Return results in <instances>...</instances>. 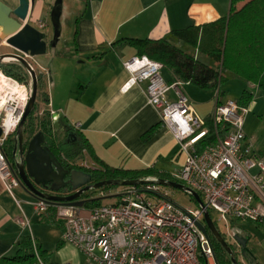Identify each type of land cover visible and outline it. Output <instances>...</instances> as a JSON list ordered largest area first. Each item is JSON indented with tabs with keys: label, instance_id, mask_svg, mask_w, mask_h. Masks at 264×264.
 <instances>
[{
	"label": "crops",
	"instance_id": "1",
	"mask_svg": "<svg viewBox=\"0 0 264 264\" xmlns=\"http://www.w3.org/2000/svg\"><path fill=\"white\" fill-rule=\"evenodd\" d=\"M54 1L34 0V6L28 10L30 24L37 25L44 9H50ZM229 1L80 0L82 6L69 31V40H61L60 35L56 44L49 47L47 66L39 65L47 91H43L42 99L46 107L38 113L54 112L50 115L53 137L61 139L58 136L64 135L65 125L79 133L87 147L83 152L87 168L107 166L128 171L153 168L173 177L183 164L185 153L170 130L161 124L159 111L148 104L144 95L146 83L124 87L129 74L122 62L138 54L125 40L166 37L194 58L218 69L216 62L201 55L173 32L226 17ZM47 29L40 30L48 32ZM160 74L164 82L173 79L164 67ZM180 87L183 94L187 92L194 116L203 121L211 117L216 105L215 90L201 89L191 82H182ZM173 93V90L166 93L169 100L175 99ZM259 102L260 98L253 93L242 130L252 138L254 148L264 152V136L256 133L251 120L247 124L249 113L258 108ZM12 190L8 192L0 178V264H29L7 259L20 255L18 248L26 236L36 245L44 263L84 264L83 253L61 240L63 223L55 220L54 207L37 214L31 203L35 198L20 185ZM255 201L264 206V199L256 197ZM20 218H25L29 225H20ZM241 221L245 224L238 225L235 220L231 223L236 232L249 235L246 245L258 264H264V225ZM31 262L38 264L35 255Z\"/></svg>",
	"mask_w": 264,
	"mask_h": 264
},
{
	"label": "built area",
	"instance_id": "2",
	"mask_svg": "<svg viewBox=\"0 0 264 264\" xmlns=\"http://www.w3.org/2000/svg\"><path fill=\"white\" fill-rule=\"evenodd\" d=\"M22 56L33 60L28 54ZM122 66L129 74L125 88L146 83L148 104L159 111L161 124L185 153L173 178L195 191L202 205L182 209L162 194L158 185L144 184L126 186L117 202L94 208L50 204L38 198L31 201L33 209L42 214L54 207L55 220L63 223L61 240L83 253L84 264H217L210 234L208 237L197 226V222L204 223L205 211L209 215L213 211L225 226L234 220L264 225V206L255 201L256 197L264 199V152L257 151L252 138L242 130L248 107L236 100L219 102L215 92L216 105L209 117L215 140L198 148L208 127L191 113L189 99L180 89L182 82H164L160 74L163 65L144 54L125 58ZM30 87L29 77L20 81L0 70V178L10 193L19 180L14 163L3 151L30 98ZM170 90L174 100L167 98ZM19 223L29 225L25 218ZM32 246L38 264H47L33 242Z\"/></svg>",
	"mask_w": 264,
	"mask_h": 264
},
{
	"label": "trees",
	"instance_id": "3",
	"mask_svg": "<svg viewBox=\"0 0 264 264\" xmlns=\"http://www.w3.org/2000/svg\"><path fill=\"white\" fill-rule=\"evenodd\" d=\"M239 1H244V4L236 9L235 4ZM229 12L226 17L218 20L202 24L200 26H189L185 29L175 30V36L182 38L185 43L191 45L201 55H205L212 62L219 63L220 69H215L212 65L202 62L190 55L184 49H181L170 43L166 37L160 39H127L125 40L130 45H133L137 53L147 55V57L159 61L163 67L169 70L173 76L172 80L167 82L172 83L176 81L191 82L193 85L201 89L217 90V100L219 101V86L222 81L238 78L244 80L258 88H264V0H230ZM124 41V42H125ZM12 62L0 63V70L13 76L17 80L25 81L27 78L21 75V72H16L20 69V65H15V68L10 67ZM28 76V75H27ZM40 79V78H39ZM40 85V84H39ZM38 85V86H39ZM243 93L237 102L240 105L247 106L253 97V92L249 89L242 90ZM36 112L35 104L30 114L27 116L23 126V146L26 145L29 137L34 132L41 131L44 134L45 145L58 158L60 163L68 169H82L89 172L92 176V182H97L106 179H146V178H164L176 181L171 176L163 175L155 172V169L148 168L143 171H128L110 168L103 166L100 169H91L87 167L78 166L74 162L78 158H83V152L87 150L85 141L70 126L65 125L64 137L58 139L53 137L51 127V117L49 112L41 111L37 123H34V114ZM35 124V125H34ZM37 126L35 131L34 126ZM204 125L208 127V134L198 144V148H202L207 143L215 140L214 128L211 123V118L207 117L204 120ZM221 129V125L218 126ZM225 131L220 130L223 134ZM69 134H71L69 136ZM11 136V135H10ZM8 137L6 144H8L5 153L7 159L12 163L17 159V155L13 157V149L15 146L16 135ZM116 185H107L100 188L109 189ZM90 195V192H85L84 196ZM87 194V195H86ZM91 197V195H90ZM102 196L98 199L88 201L84 207L94 208L100 206ZM50 206L48 209L52 208ZM211 246L213 247L217 264H232L230 256L224 250L220 243L210 235ZM227 245H229L227 243ZM231 250L235 252L231 245ZM19 256L16 258H7L9 260L28 261L29 264H34L32 241L30 237L26 236L20 242L18 248ZM240 252V249H239ZM234 257V258H235ZM6 259V258H5ZM237 259V258H236ZM238 261V260H237ZM239 264V263H238ZM246 264H250L246 261ZM251 264H258L254 258Z\"/></svg>",
	"mask_w": 264,
	"mask_h": 264
},
{
	"label": "water",
	"instance_id": "4",
	"mask_svg": "<svg viewBox=\"0 0 264 264\" xmlns=\"http://www.w3.org/2000/svg\"><path fill=\"white\" fill-rule=\"evenodd\" d=\"M15 8L10 9L0 0V42L5 43L11 52L0 53V63L16 62L19 63L25 74L31 80V95L23 111L21 119L17 125L15 135L16 141L13 149V157L18 154V160L14 161V168L17 172L19 185L22 186L30 196L35 199L41 198L50 204H63L67 206L83 208L88 201L98 199L99 197H89L87 199H78V197L89 190H96L107 185L116 186H141L144 184H154L170 186L180 189L191 196L198 205H202L200 197L195 191L186 187L182 183L164 178L147 179H106L92 182V176L89 172L82 169L65 168L58 158L45 145L44 134L41 131L36 132L23 146V126L27 116L34 108L38 85L41 84L42 74L37 73L30 66L28 60L22 54H28L31 57L42 55L47 47H53L60 34L61 18V0H55L50 9V23L53 34L51 40H47L46 32L41 31L43 27H35L28 22L29 11L34 6V0H17ZM13 12L16 18L9 16ZM40 78V79H39ZM71 134H69L70 136ZM23 151V152H22ZM37 187L49 189L53 193L40 191ZM69 188L74 192L68 195L57 194L61 189ZM204 223L197 222V226L204 234H209L220 243L227 254L230 256L232 264H238L234 252L224 240L222 235L215 227L208 211L203 215ZM233 239L240 249V255L248 263H252L254 255L246 245L249 240L248 234L234 233Z\"/></svg>",
	"mask_w": 264,
	"mask_h": 264
},
{
	"label": "rangeland",
	"instance_id": "5",
	"mask_svg": "<svg viewBox=\"0 0 264 264\" xmlns=\"http://www.w3.org/2000/svg\"><path fill=\"white\" fill-rule=\"evenodd\" d=\"M243 4H244V1L237 2L235 4L236 9L240 8ZM13 5H15V3ZM80 5H81L80 0H61L62 13H61V18H60V26H59V29H60L59 35H61V40L63 38H64V40H67V39L69 40V38L71 36V35H69V31L74 26V23H75L74 20H75L76 15L78 14V9H80L82 6V5L81 6ZM83 5H84V2H83ZM47 9H48V7L44 9V14L38 20L37 25L40 23L43 25L42 29L48 28L47 29L48 32H46V34L48 36V35L53 34V32H52L51 23L49 22L50 21V13H49V10H47ZM28 22H30V20ZM61 32H62V34H61ZM1 43L2 42H0V53L11 52V50H9V48L6 47L4 41H3V45H1ZM46 49L47 50L44 54L34 56L33 60L28 59V62H30L32 64V66L34 67L36 74L41 72V70L39 69V65L47 66L50 48L47 47ZM15 65L16 64L13 63V65H9V66L12 68L13 67L15 68ZM18 65H20V64H18ZM217 65H218L217 67L219 70L220 69L219 63H217ZM16 72H21L22 73L21 75H23L26 78L28 77L27 75L23 74L21 68L18 70L16 69ZM45 86H46V84L44 83V86H43V82H42V86H39V89H37L36 99H34L36 112H35L33 118H34L35 124L37 123V120L40 117V114L38 113V111L40 109H44L46 107L44 100H42L43 99V91H45V92L47 91V87H45ZM181 87L187 88V89L189 88V87H184V86H181ZM181 87H180V89H181ZM244 89H249V91H252L254 93V96L256 98H260V100H261V102L258 103V104H260L258 106V108L249 113V116L247 118V124H248V121L251 120V125H253V127L255 126V129L257 131L256 133L261 135V136H264V88L255 87L249 83H246L242 79L232 78V79L224 80L221 82V84L219 86V91H218L219 92V98L221 99L222 102H225L227 100H236L237 101L238 99H240V97L243 93L242 90H244ZM186 93L187 92H185V94ZM245 116L246 115H244V117ZM244 121H245V118H244ZM56 122L57 121H56V117H55L54 123H56ZM34 129L36 131L37 126H34ZM36 132H34V134ZM10 137L11 138L14 137L13 134ZM58 137L63 138L64 135L60 134ZM4 148H5V150H7L8 144H5ZM74 162H76V164L78 166L87 167L86 162H84L83 158H78ZM125 188H126V186L125 187L124 186H112L109 189L100 190V188H99L96 190H89L88 192L91 193L90 195L92 198L102 196V198L99 199L101 201L100 204H107V203L117 202L118 201V199H117L118 194L122 190H124ZM159 189H160V192L162 194H165L168 199H170L176 205L182 207V209L183 208L192 209V208L196 207L195 200L191 196H189V194H187L186 192H184L180 189L170 187V186H162V185L159 186ZM12 191H13V194L17 198H19L16 191H14V190H12ZM90 195L88 194V196H86V197H90ZM86 208H89V207H86ZM210 215H211V221H213L215 227L217 228L219 233L222 235L224 240L229 245H231L232 249L235 252H237L235 258H237L238 263L239 264H246V261L240 255L238 245H236V242L233 239V235H234V233H236V229L234 228L233 223H230L229 226H225L222 222L216 220L217 216L213 211H210ZM235 222H237L238 225L245 224V222H243L241 220H235ZM67 244H69V243H67ZM75 249L77 251H79L77 248H75ZM83 258H85V257H83ZM85 263H86V258H85Z\"/></svg>",
	"mask_w": 264,
	"mask_h": 264
},
{
	"label": "flooded vegetation",
	"instance_id": "6",
	"mask_svg": "<svg viewBox=\"0 0 264 264\" xmlns=\"http://www.w3.org/2000/svg\"><path fill=\"white\" fill-rule=\"evenodd\" d=\"M3 3H5L10 9H13V8H15L16 7V5H17V0H1ZM15 3V5H13ZM53 4H54V2H53ZM53 4H52V6H53ZM52 6L50 7V9L52 8ZM50 9H48L49 10V13H50ZM9 16H11V17H13V18H16V16L13 14V12H11L10 11V13H9ZM52 27V26H51ZM51 38H52V36L49 38V37H47V40L49 41V40H51ZM1 45H3V43H1ZM21 70H22V72L24 71L22 68H21ZM23 74H25L24 72H23ZM26 75V74H25ZM25 148H26V146H24V150L23 151H25ZM22 151V152H23ZM17 155V159L16 160H18V154H16ZM14 163V162H13ZM66 168V167H65ZM40 191L42 190V192H46V193H53V192H51V191H49V189H44V188H40V187H37ZM74 191L73 190H70L69 188H63V189H61L57 194H60V195H68V194H71V193H73ZM84 194L85 193H82L79 197H78V199H87V198H89V197H86V196H84Z\"/></svg>",
	"mask_w": 264,
	"mask_h": 264
},
{
	"label": "bare ground",
	"instance_id": "7",
	"mask_svg": "<svg viewBox=\"0 0 264 264\" xmlns=\"http://www.w3.org/2000/svg\"><path fill=\"white\" fill-rule=\"evenodd\" d=\"M10 89H16L14 84H7Z\"/></svg>",
	"mask_w": 264,
	"mask_h": 264
}]
</instances>
